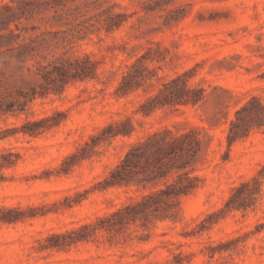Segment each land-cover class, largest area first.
<instances>
[{
  "label": "rangeland",
  "instance_id": "rangeland-1",
  "mask_svg": "<svg viewBox=\"0 0 264 264\" xmlns=\"http://www.w3.org/2000/svg\"><path fill=\"white\" fill-rule=\"evenodd\" d=\"M182 74L200 103L152 109ZM163 129L198 132L197 188L111 227L153 188L100 184ZM0 218V264H264V0H0Z\"/></svg>",
  "mask_w": 264,
  "mask_h": 264
},
{
  "label": "trees",
  "instance_id": "trees-1",
  "mask_svg": "<svg viewBox=\"0 0 264 264\" xmlns=\"http://www.w3.org/2000/svg\"><path fill=\"white\" fill-rule=\"evenodd\" d=\"M62 67L60 68V72ZM59 72V70H57ZM59 72V74H60ZM185 74L169 80L163 85L159 95L150 101L152 109L167 105H196L203 99V90L189 87ZM129 74L124 76L118 92L125 95L133 86L128 83ZM243 106L236 113V120L230 123L227 134L228 144L244 138L249 127L240 122ZM144 114H148L144 111ZM252 114V113H251ZM250 116V115H248ZM127 136L129 133H118ZM202 141L196 130L173 133L168 129L150 133L145 139L132 144L109 176L100 184L102 189L136 186L141 190L152 187L139 200L132 201L116 210L107 219L112 225L122 226L130 222H147L150 217L165 215L177 205L179 200L197 188L198 176L194 174L196 160L201 153ZM248 187L243 183L233 190L226 203V209H238L233 205L234 193ZM0 221L10 222L0 218Z\"/></svg>",
  "mask_w": 264,
  "mask_h": 264
}]
</instances>
